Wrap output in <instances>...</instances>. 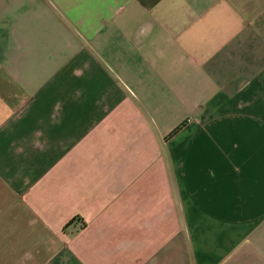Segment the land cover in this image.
Returning a JSON list of instances; mask_svg holds the SVG:
<instances>
[{
	"label": "crops",
	"instance_id": "1",
	"mask_svg": "<svg viewBox=\"0 0 264 264\" xmlns=\"http://www.w3.org/2000/svg\"><path fill=\"white\" fill-rule=\"evenodd\" d=\"M0 264H264V0H0Z\"/></svg>",
	"mask_w": 264,
	"mask_h": 264
},
{
	"label": "trees",
	"instance_id": "2",
	"mask_svg": "<svg viewBox=\"0 0 264 264\" xmlns=\"http://www.w3.org/2000/svg\"><path fill=\"white\" fill-rule=\"evenodd\" d=\"M182 124H183V123H181L179 126H177V127L171 132V134H172L173 132H175L177 129H179V128L181 127Z\"/></svg>",
	"mask_w": 264,
	"mask_h": 264
}]
</instances>
